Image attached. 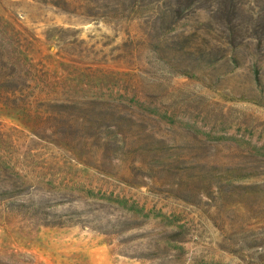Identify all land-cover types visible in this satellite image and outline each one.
Wrapping results in <instances>:
<instances>
[{
    "label": "rangeland",
    "instance_id": "obj_1",
    "mask_svg": "<svg viewBox=\"0 0 264 264\" xmlns=\"http://www.w3.org/2000/svg\"><path fill=\"white\" fill-rule=\"evenodd\" d=\"M0 264H264V0H0Z\"/></svg>",
    "mask_w": 264,
    "mask_h": 264
}]
</instances>
